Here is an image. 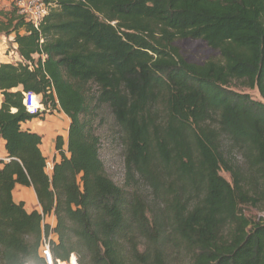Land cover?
I'll list each match as a JSON object with an SVG mask.
<instances>
[{
  "label": "trees",
  "instance_id": "1",
  "mask_svg": "<svg viewBox=\"0 0 264 264\" xmlns=\"http://www.w3.org/2000/svg\"><path fill=\"white\" fill-rule=\"evenodd\" d=\"M44 2L38 29L0 2V35L19 56L0 64V264H46L44 239L54 261L78 264H264V219L244 212L264 207V0ZM185 40L218 56L190 62ZM26 94L70 120L51 175L42 136L23 129L43 115ZM104 109L124 187L101 158ZM17 186L40 211L15 200Z\"/></svg>",
  "mask_w": 264,
  "mask_h": 264
},
{
  "label": "rangeland",
  "instance_id": "2",
  "mask_svg": "<svg viewBox=\"0 0 264 264\" xmlns=\"http://www.w3.org/2000/svg\"><path fill=\"white\" fill-rule=\"evenodd\" d=\"M2 8L10 9L14 6V0H2ZM180 52L190 62L202 64L205 61L216 58L218 55L212 51L207 44L202 41L185 40L176 43ZM19 61V56L16 52V48L12 42V39H7L5 36L0 35V64L12 63L15 64ZM254 99H260L257 91H246ZM45 107L42 106L41 113L43 115L32 122L23 126L24 130H30L39 134L43 138L42 150L47 156V173L51 175L55 154V140L57 136H63L67 141L68 130L70 126L69 118L58 110L53 112L45 111ZM45 112V114H44ZM101 125L97 129V134L101 139L100 154L106 169L112 180L119 186L124 187L125 176V163H124V148L120 139L121 133L114 120V117L109 110L104 109L101 113ZM50 149V154L47 155V150ZM52 151V152H51ZM7 153L5 148L0 144V160H6ZM57 158V157H56ZM60 160V157L58 158ZM58 160V161H59ZM241 161V159H239ZM221 175L228 181H231L230 175L226 172H222ZM19 190L20 195L19 196ZM16 201L24 202L28 211L41 210L34 196L32 189L17 187L15 192ZM244 212L247 216H251L256 219H264V207L259 209L246 207ZM49 224H54L56 221L53 218H48ZM185 263V260L183 261Z\"/></svg>",
  "mask_w": 264,
  "mask_h": 264
},
{
  "label": "built area",
  "instance_id": "3",
  "mask_svg": "<svg viewBox=\"0 0 264 264\" xmlns=\"http://www.w3.org/2000/svg\"><path fill=\"white\" fill-rule=\"evenodd\" d=\"M14 5L19 11V14L24 16L36 29H38L44 19L49 14L50 8L44 0H14ZM25 106L31 114H39L42 109V98L35 94H26ZM41 256L46 261V264H78L75 255H71L68 261H54L50 249V240L44 239L41 244Z\"/></svg>",
  "mask_w": 264,
  "mask_h": 264
},
{
  "label": "crops",
  "instance_id": "4",
  "mask_svg": "<svg viewBox=\"0 0 264 264\" xmlns=\"http://www.w3.org/2000/svg\"><path fill=\"white\" fill-rule=\"evenodd\" d=\"M0 2H1V7H2V6H3V5H2V0H0ZM11 39H12V38H11ZM14 47L17 48V46H16L15 44H14ZM2 102H3V96L0 94V105H1ZM28 123H29V122H28ZM26 124H27V123H26ZM26 124H23V126L26 125ZM0 144L4 147V141L1 140V139H0ZM47 149H48V148H47ZM42 151H43V150H42ZM51 152H52V151H51ZM43 153H44V152H43ZM49 154H50V149L47 150V155H49ZM55 154H56V152H55ZM44 155L46 156V152L44 153ZM46 157H47V156H46ZM55 157H57V161H58V160H59V159H58L59 156H54V159H55ZM17 187L24 188V187H22V186H17ZM17 187H16V189H15V192H16V190H17ZM20 191H21V190H19V196H21V195H20ZM15 192H14V198H15V200H16ZM38 211H39V210H38ZM29 212H31V211H29ZM51 218H53V219L55 220V218H54L53 216H52ZM51 225L54 226V224H52V223H51ZM54 240L56 241L57 238H54Z\"/></svg>",
  "mask_w": 264,
  "mask_h": 264
}]
</instances>
